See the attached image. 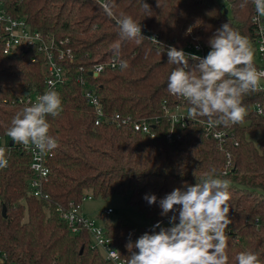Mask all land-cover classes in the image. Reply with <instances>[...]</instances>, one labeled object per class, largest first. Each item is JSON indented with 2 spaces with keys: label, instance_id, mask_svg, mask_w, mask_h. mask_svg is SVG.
I'll use <instances>...</instances> for the list:
<instances>
[{
  "label": "trees",
  "instance_id": "1",
  "mask_svg": "<svg viewBox=\"0 0 264 264\" xmlns=\"http://www.w3.org/2000/svg\"><path fill=\"white\" fill-rule=\"evenodd\" d=\"M144 2L151 7L149 15L143 12L141 0H5L13 17L68 39L75 56L68 63L72 78L57 91L63 111L48 116L50 135L59 144L49 157L44 183L48 198L28 194L32 175L28 155L13 148L8 167L0 169V249L6 252L8 264H109L92 247L90 233L86 229L72 233L57 211L58 205L81 204L90 193L128 194L129 203L150 218L145 226H104L127 259L129 241L158 232L154 228L158 222L171 227L170 217L178 216L172 212L162 216L159 200L175 188L202 182L212 168L219 178L230 181L229 264H236L234 258L241 251L257 252L264 261V89L243 98L248 114L242 123L215 127L230 134L223 141L206 133L200 121L207 118L172 122L166 114V109L178 106L187 114L189 107L167 91L175 67L168 63V46L185 53L191 48L206 57L209 38L227 22L254 42L253 4L249 0L241 8L243 0ZM121 14L141 23L145 39L139 43L121 39L117 24ZM117 46L119 55L114 54ZM259 58V63L254 60L256 67L263 64ZM112 59L115 66L107 64L97 76L91 75L96 63ZM121 60L128 62L127 69L121 70ZM197 62L189 59L190 66ZM78 74L96 87L106 116L118 112L136 119L157 117L154 136L108 120L96 124V109L86 100ZM44 82L43 54L36 48L9 56L0 47V134H6L17 111L30 106L19 99L26 91L43 89ZM257 104L262 114L257 113ZM227 153L231 163L224 173ZM146 194L156 195L157 203L150 205Z\"/></svg>",
  "mask_w": 264,
  "mask_h": 264
},
{
  "label": "clouds",
  "instance_id": "2",
  "mask_svg": "<svg viewBox=\"0 0 264 264\" xmlns=\"http://www.w3.org/2000/svg\"><path fill=\"white\" fill-rule=\"evenodd\" d=\"M248 2L243 0L240 7H246ZM251 3L256 13L254 20L259 23L264 18V0H251ZM141 4L145 15H149L150 5L144 0ZM117 24L122 40L139 43L145 39L141 35V23L132 16L121 14ZM208 45L210 51L203 58L190 57L182 48L168 46V63L175 67L168 76L167 91L187 102L189 120L207 118L210 124L225 127L242 123L248 114L243 98L260 90L264 70L254 63V50L248 37L230 22L216 29ZM119 53L117 46L114 54ZM190 58L198 62L190 66ZM128 67L126 60L120 61L121 70ZM62 111L60 94L50 89L15 113L6 135L15 144L32 146L41 153L51 152L59 144L50 135L47 117H57ZM8 165L6 149L0 147V169ZM229 188L230 181L219 178L217 170L212 168L202 182L172 190L159 200L162 216L178 213L170 217L171 227H161L158 222L154 226L160 229L158 232H145L134 243L129 241L126 248L130 255L124 264H229L226 234L232 223ZM144 199L150 205L157 203L154 194H146ZM117 254L118 251L111 250L113 258H118ZM234 259L236 264H264L259 253L253 251H241Z\"/></svg>",
  "mask_w": 264,
  "mask_h": 264
},
{
  "label": "built area",
  "instance_id": "3",
  "mask_svg": "<svg viewBox=\"0 0 264 264\" xmlns=\"http://www.w3.org/2000/svg\"><path fill=\"white\" fill-rule=\"evenodd\" d=\"M255 15L256 13L253 5L252 22L256 27L254 43L263 61V64L257 66V68L264 70V18H261V22L257 23L254 20ZM155 37L156 36L153 38L156 39ZM67 43L68 39H59L51 33L32 28L25 18L13 17L5 7V0H0V47L3 52L13 56L24 49L36 48L38 52L43 54V71L45 75L44 87L41 90L26 91L24 97L19 99V102L25 104H30V102L34 103L37 97L44 94L46 91L50 89L58 91L69 83L72 76L68 63L72 62L75 56L72 48L67 46ZM195 48L199 49V46H195ZM186 53L191 56L198 54L199 57H204L202 54H199V51L195 52L191 50V48L189 51H186ZM107 64L115 66V60L112 59V61H101L96 63L90 70L91 75L97 76L103 71ZM76 78L83 87L86 100L96 109V124H101L103 121L108 120L116 126L130 125L134 131L154 136V126L158 122L157 117L136 119L131 115L123 116L118 112H115L111 116H106L96 87L83 75L78 74ZM262 89H264V80L260 82V90ZM255 108L257 109V113H263L260 104L255 105ZM166 114L169 115L172 122L185 120L187 118V114L182 111L179 106L175 108V110L166 109ZM200 122L205 128L206 133L211 134L219 141H223L226 136L230 135L225 130L215 129L219 123L213 125L208 121ZM172 135L173 130L168 133V138L171 139ZM11 141L12 139L6 134H0V147L6 149L9 163L13 148L29 156V166L32 170V175L28 181V194L37 198H48V194L44 191V183L49 173L48 162L49 157L52 155V151L41 153L32 146L25 147L20 144H15L13 141L11 145ZM227 158V165L223 168L224 173L231 163L230 153H227ZM85 198L91 199L92 196L87 195ZM57 211L60 218L67 223L72 233H78L82 229H86L90 233L92 247L100 250L109 264H124L126 258L122 257L113 238L106 233L104 226H98L94 219L88 218L82 213L81 204H71L69 207L58 205ZM111 212L112 209L108 208L104 210L103 213L109 215ZM111 250L118 251V258L112 257ZM0 264H8L7 254L5 251H1V249Z\"/></svg>",
  "mask_w": 264,
  "mask_h": 264
},
{
  "label": "rangeland",
  "instance_id": "4",
  "mask_svg": "<svg viewBox=\"0 0 264 264\" xmlns=\"http://www.w3.org/2000/svg\"><path fill=\"white\" fill-rule=\"evenodd\" d=\"M254 50V60L260 62L259 53L255 43L250 41ZM91 199L84 198L81 202L83 214L94 219L98 226L115 225L118 223L145 226L151 223L150 218L144 215L139 209L130 204L128 194H112L108 196L94 195ZM111 208L109 215L104 214V210Z\"/></svg>",
  "mask_w": 264,
  "mask_h": 264
},
{
  "label": "water",
  "instance_id": "5",
  "mask_svg": "<svg viewBox=\"0 0 264 264\" xmlns=\"http://www.w3.org/2000/svg\"><path fill=\"white\" fill-rule=\"evenodd\" d=\"M226 11H227V9H226ZM9 56H12V55H9ZM10 144L12 145L13 142L11 141ZM5 212H6V207L4 206V208H3V214H5Z\"/></svg>",
  "mask_w": 264,
  "mask_h": 264
}]
</instances>
